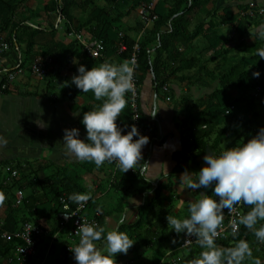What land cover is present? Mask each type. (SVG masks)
Wrapping results in <instances>:
<instances>
[{
  "label": "trees",
  "instance_id": "16d2710c",
  "mask_svg": "<svg viewBox=\"0 0 264 264\" xmlns=\"http://www.w3.org/2000/svg\"><path fill=\"white\" fill-rule=\"evenodd\" d=\"M104 1L106 4L99 6L94 0H48L44 10L37 12L27 8L28 0H0V42L8 43V48L0 51V60L7 59L11 70L21 67L30 71V66L38 56L52 57L53 69L43 80L44 92H51L56 98L72 101L76 105L77 99L82 98V103L77 107L81 108L84 114L100 105L102 101H96L92 92L83 93L71 83L72 77L78 75V67L85 65L90 70L104 62L119 65L130 61L137 41L140 49L135 75L138 78L139 91L140 85L151 73L155 76L157 89L164 91L170 78L178 71L190 70L196 61H202L199 57L189 55L194 47V40L204 32V25L208 20L209 27L205 29V37L211 43L209 48L214 49L216 57L228 54L227 51L224 52V41L211 20L215 17L219 0H158L153 10L157 19L147 28L143 19L138 20L133 27H127L124 18L152 0ZM248 7L249 4L241 6L240 10L245 12ZM196 8L200 10L202 21L198 26H192L187 15ZM59 12L66 34L77 32L103 41L105 49L101 57H90L77 39H71L69 42L57 40L58 29L54 24L44 30L34 26L37 17L49 21L53 15L58 17ZM77 13L80 14L79 17ZM231 13L226 11V21L235 24L236 33L241 40L238 46L239 55L227 68H220L217 77L219 85L208 99L191 101L182 111L183 118L179 121V126L184 130L187 143L178 162L177 172L190 168L204 153L216 152L219 155L227 148L242 146L264 128V59L257 55V50L264 48V39L257 38L252 44L246 41L251 31L264 25V15ZM131 33H141V37L136 39ZM216 36L219 41L213 43L212 40ZM122 44L127 46L124 51H120ZM225 59L227 60L226 57ZM207 63H201V68L209 73ZM254 72H260V76L254 78ZM258 88L261 89L259 92ZM126 101L129 114L122 120H117L118 126L124 130L123 134H127L132 126L128 94ZM140 121L142 122V113ZM91 163L83 162L56 168L54 166L53 174L43 177L40 173L44 172V167L35 169L12 161L0 164V264H19L14 258V252L22 243L17 239L8 241L2 238L4 232L17 231L26 223L41 225L38 219L44 216L53 218L59 225V217L63 213V198L70 202L72 208L77 207L68 196L74 192H87L83 173L93 172L95 166H90ZM7 166L18 169L20 176L10 178V174L5 171ZM108 182L111 188L120 192L114 210H103L99 201L93 198L84 210L85 215L100 221V227H103L104 219L108 215L123 211L126 199L151 189V184L145 182L139 172L133 170L123 173L118 169L110 176ZM138 182L141 186L135 187ZM171 184L170 181L168 185L155 189L152 199L141 207L135 229L140 230L147 226H151V230L153 227L156 229L160 223L153 221L165 220L169 213L162 191ZM17 190L24 192L20 205L15 204ZM207 195L216 198L212 189L207 190ZM97 207L102 209L101 214H97ZM251 207L242 203L243 214L250 211ZM227 219L228 210L225 209L224 221ZM261 224H264V221H260L257 227ZM184 235L185 233H180L178 246L182 243ZM229 240L235 243L238 240H246L252 249L253 262L259 259L261 264H264V244L259 243L244 226H240L236 238L230 236L216 242ZM189 250L203 249L196 244Z\"/></svg>",
  "mask_w": 264,
  "mask_h": 264
},
{
  "label": "crops",
  "instance_id": "0c3cea01",
  "mask_svg": "<svg viewBox=\"0 0 264 264\" xmlns=\"http://www.w3.org/2000/svg\"><path fill=\"white\" fill-rule=\"evenodd\" d=\"M47 1L28 0L27 8L37 12L43 11ZM94 1L99 6L106 4L104 0ZM251 3L264 5V0L218 1L217 12L211 20L216 25L220 38L224 41L223 50L228 53L226 56L216 57L214 49L209 48L211 43L205 37L207 34L205 29L209 27V20L204 25V32L194 40V47L189 56L194 55L202 59L203 62H208L209 73L201 68L202 61H196L192 69L178 71L170 78L168 92L157 89L155 76L152 73L140 85L139 109L140 114L142 113L143 124L141 134L149 137V143L142 149V161L138 163L136 169L131 170L144 175L151 174L152 178L156 180L150 182V190L136 193L126 199L123 211L108 215L107 223L104 219L103 227L107 230L119 228L135 242L127 254H117V264H158L168 252L177 251V240L180 234L168 228L166 218L163 221L155 219L153 223L159 222L160 224L156 229L153 227L152 230L150 229L151 226L140 230L135 229V225L138 222L141 207L152 199L155 189L161 185H168L170 181L172 184L169 188L163 189L162 197L168 213L174 217L187 218L189 216V201L202 198L205 189L196 192L185 189L180 183V176L185 171L192 173L201 170L205 166L203 158L207 153L199 156L196 162L190 165V168L177 172L178 162L187 143L184 130L179 126V121L183 118L181 113L186 104L191 101L208 99L219 85L217 77L220 68H227L239 55L238 46L241 40L236 33L235 24L226 21L228 18L226 11H231L232 15H238V13L244 15V11L240 10L241 6ZM199 11L196 8L187 15L192 26H198L202 21V15ZM142 12V8L139 7L136 12L126 16L124 20L128 25L127 27H133L138 20H141ZM77 15L80 16L79 13ZM36 19L33 23L34 26L41 27L43 30L47 29L50 24H54L57 29L63 24V22L58 23L55 15L49 21L42 17ZM261 26L264 25L257 26L247 36L248 44L256 41L257 30ZM131 34L136 39L141 37V33ZM56 39L69 42L74 37H70L64 31L62 36L57 33ZM218 41L217 36L212 40L213 43H218ZM152 52L155 53L154 50ZM8 65L7 59L0 60L1 68H11ZM167 97H170V100ZM82 101V98H78L77 105ZM77 105L72 101L58 99L51 92L45 93L43 80L36 79L27 68L22 69L17 80L8 91H2L0 87V164L12 161L20 162L35 169L44 167V172L40 173L43 177L52 175L55 170L54 166L56 168L57 166L64 167L83 163L66 156L62 143L65 129L78 128L80 138H86V130L81 123L83 111ZM153 110L159 111L155 118L145 113ZM76 112L79 115H74ZM126 114H129L128 105L117 120H122ZM37 119L45 121L48 127L37 126L35 123ZM208 153L218 155L216 152ZM92 165L95 166L94 163H91L90 166ZM152 165L156 166L153 167ZM117 170L115 163L105 162L100 168L95 166L93 172L85 171L83 173V183L87 188L86 193L90 191L92 198L99 201L103 210H114L120 196V192L111 188L108 182L110 176L114 175ZM144 175H141L143 180ZM140 186V182L135 184V187ZM122 215H126L127 220L125 224L119 225L118 220ZM38 223L45 229V234L41 237L38 253L30 261V264H77L70 248L74 247L79 239L70 237V227H61L56 220L45 216L38 219ZM216 243L222 248L233 247L236 244L233 240ZM97 246L102 247V242H98ZM200 252V250L183 252V264H191L194 258L199 257ZM244 264L255 263L250 257L245 259Z\"/></svg>",
  "mask_w": 264,
  "mask_h": 264
},
{
  "label": "clouds",
  "instance_id": "9594fccd",
  "mask_svg": "<svg viewBox=\"0 0 264 264\" xmlns=\"http://www.w3.org/2000/svg\"><path fill=\"white\" fill-rule=\"evenodd\" d=\"M256 35L264 39V26L257 30ZM257 55L264 59V48L258 49ZM135 64L133 59L119 65L104 62L90 70L85 65L78 67V75L72 77L71 83L83 93L92 92L95 100L102 103L83 114L81 123L86 130L85 139L80 138L78 128L64 130L62 143L66 156L78 162H92L97 168L105 162L115 163L123 173L136 169L143 159L142 149L149 143V137L142 135L136 125L123 134L124 130L117 124L118 117L127 106L126 94H135ZM252 75L258 78L260 72ZM158 112L145 113L155 118ZM35 123L41 128L48 127L42 119H37ZM134 137L138 139L134 140ZM203 159L205 166L201 170L192 173L185 171L180 176V183L185 189L191 192L205 189L202 198L189 201L187 218L179 219L169 214L166 217L168 228L177 234L186 233L189 237H196L195 242L203 251L191 264H244L245 259L253 255L246 240H238L229 248L218 246L216 240L224 231V210L231 214L235 211V205L243 203L252 207L246 214L230 221L233 238H236L242 225L252 232L259 243L264 244V224L257 227L260 221H264V128L242 146L227 148L219 155L207 153ZM154 180L151 174L144 175V181L150 183ZM208 189H212L215 199L207 195ZM68 199L77 208L75 212L66 214L65 219L83 209L92 195L90 191L74 192ZM96 212L101 214L102 209L97 207ZM108 219L105 218L106 223ZM126 220L127 216L122 215L118 224L123 225ZM75 234L79 236V241L70 251L77 264H117V254H127L135 243L119 228L107 230L86 220ZM98 242H102V247L97 246ZM255 264H261V261L256 259Z\"/></svg>",
  "mask_w": 264,
  "mask_h": 264
},
{
  "label": "built area",
  "instance_id": "2783aa9c",
  "mask_svg": "<svg viewBox=\"0 0 264 264\" xmlns=\"http://www.w3.org/2000/svg\"><path fill=\"white\" fill-rule=\"evenodd\" d=\"M157 2L158 0H152L150 3H145L141 6L143 11L142 19L145 22V28L149 27L157 19V15L153 12ZM244 14H249L251 16H255L256 14L264 15V5L251 3L248 9L244 12ZM57 19L59 24L62 23V15L60 12ZM69 36H73L74 39H77L83 45L84 50L88 53L90 57L92 58L101 57L105 49V46L101 39L94 36L87 37L84 34L77 32L69 33ZM7 48H8V43H6L5 41H1L0 51H4ZM126 49L127 46L125 44H122L120 46V51H124ZM139 49H140V45L139 42L137 41L133 47V52L130 57V61L134 59L135 62L137 63ZM22 69L24 70V68L21 67L15 68L13 70L6 67H2V68L0 67V87L2 91H8L13 86V84L18 78L19 73L22 72ZM52 69H53L52 57L38 56L30 66V73L36 79L44 80L46 77L49 76ZM135 71H136V64H135L134 77H133V87L135 94L134 95L132 93H127V94L129 95L130 106L132 111V125H136L141 133L143 131V124L140 121L141 118L140 109H139L140 91L138 85V78L135 75ZM260 90L261 89L258 88V92ZM164 91L165 92L169 91L168 85L164 87ZM167 99L170 100V97H167ZM135 139H138V137H134V140ZM5 171L10 174V178H18L20 176L19 170L11 166H7L5 168ZM0 197H2L1 193H0ZM15 197H16L15 204L20 205L24 198V192L22 190H17ZM62 204H63V213L59 217L60 218L59 224L61 225V227L64 226L70 227L71 238L79 239V236L75 233L78 230V227L82 225L83 220H86L89 223L95 222L98 226H100L99 220L84 214L86 205L83 209H80L78 212H76V215L74 216L69 215V218L65 219V215L75 212L77 207L72 208L70 202H68L64 198L62 199ZM234 207H235L234 212H232L231 214H229L228 212V219L227 221L223 222L224 231L220 234L217 240L226 239L232 236L231 229L229 227L230 221L236 218L238 215H243L242 203ZM43 234H45V229L41 225L26 223L17 231L4 232L2 234V238L8 241L13 239L22 241V243L16 247V250L14 252V258L19 264H29L30 261L34 257H36L38 253V245L41 241V237L43 236ZM195 239L196 237L194 236L189 237L185 233L183 241L178 246L177 251L168 252L158 264H183L184 263L183 252L189 250L192 246L197 244L195 242Z\"/></svg>",
  "mask_w": 264,
  "mask_h": 264
},
{
  "label": "rangeland",
  "instance_id": "374dc122",
  "mask_svg": "<svg viewBox=\"0 0 264 264\" xmlns=\"http://www.w3.org/2000/svg\"><path fill=\"white\" fill-rule=\"evenodd\" d=\"M64 31H65V27H64V25L63 24H61L60 25V27H59V29H58V34L60 35V36H62V35H64ZM71 37V36H70ZM186 251H184V253H185Z\"/></svg>",
  "mask_w": 264,
  "mask_h": 264
}]
</instances>
